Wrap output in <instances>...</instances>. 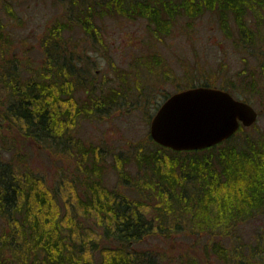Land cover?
Masks as SVG:
<instances>
[{"label":"trees","instance_id":"obj_1","mask_svg":"<svg viewBox=\"0 0 264 264\" xmlns=\"http://www.w3.org/2000/svg\"><path fill=\"white\" fill-rule=\"evenodd\" d=\"M252 1L185 0L183 6L166 0H148L137 5L134 0L118 5V0H106L103 13L121 11L147 18L159 35L166 32V19L175 17L180 8L187 14L207 9L216 13L226 36L231 18L244 48H257L260 44L256 37L261 34L258 28L264 26V16L256 14L258 25L253 32L245 14L250 7L255 10ZM104 15L90 11L82 14L81 25L87 32H94L95 16ZM65 28L64 23H58L49 29L41 66L34 69L28 63L11 60L0 66V264H162L160 254L142 244L152 234L169 236L177 232L180 222L187 223L190 231L218 236L220 241L210 243V248L224 264H264V231L258 248L251 251L245 252L238 245L230 251L223 246V241L235 238L240 224L264 217V131L256 123L250 127L240 125L230 139L194 151H173L146 135L145 142L131 146L129 154H115L113 168L120 181L137 184L133 198L119 189L103 186V151L80 150L83 147L77 140L70 141L83 174L80 187L84 188L81 194H75L77 203L73 210L85 219L66 210V203L58 199L63 195L52 191L39 175L22 166L23 154L15 147L13 137L8 138L9 131L30 139L35 149L59 148L73 118L98 119L124 95L115 88H101L88 70L81 71L90 63L87 57L69 50L62 36ZM2 29L3 58L8 50L4 48ZM93 39L99 41L98 36ZM259 51L258 54L264 53ZM25 65L29 73L22 79L20 66ZM155 68L158 65L149 63L148 69ZM260 69L250 72V92L243 95L242 101L250 103L258 93L264 102V63ZM255 75L259 80L254 79L258 77ZM241 76L246 77H238ZM247 80L240 78L242 85H247ZM230 82L232 87L217 89L237 93L239 88L234 81ZM79 86L84 88L85 96L75 100L72 92ZM194 87L209 86L189 88ZM131 163L136 169L133 176L126 166ZM78 217L85 221L93 218L94 227L78 221Z\"/></svg>","mask_w":264,"mask_h":264},{"label":"rangeland","instance_id":"obj_2","mask_svg":"<svg viewBox=\"0 0 264 264\" xmlns=\"http://www.w3.org/2000/svg\"><path fill=\"white\" fill-rule=\"evenodd\" d=\"M105 1L0 0V27L3 28L1 32L6 39L3 41L4 48L8 50L3 58L0 56V66L8 63L7 60L28 63L34 69L41 66L46 57L45 39L49 29L58 23H64L66 28L62 36L67 40L69 50L74 49L80 57H87L90 63L89 67H81V71L88 70L92 80L101 88H115L121 91L120 94H124L113 108L98 119L73 118L74 123L67 129L69 131L65 133L63 140H60L59 148L54 146L50 149H35L30 139L23 138L15 131L8 132V138L13 137L15 147L23 154L25 164L22 166L39 175L52 191H59L63 196L58 199H63L67 205L64 208L74 212V204L77 203L75 194L78 196L84 188L80 187L83 174L78 166V157L70 147V141L77 140L83 147L80 150L96 148L103 151L101 154L105 156L106 162L104 164L101 161L103 164H100L104 167L101 179L103 186L108 190L119 189L124 195L133 198L137 184L134 181H120L113 168L115 154L121 152L127 155L133 150L131 146L145 142L150 120L164 99L194 85L232 87L230 81H234L239 89H236L237 93L231 92L232 96L244 100L243 95L248 96L250 92V72H260L264 63V53L258 54L259 50L264 51L263 24L258 28L260 36L256 37L260 47L244 48L232 19L229 18V35L226 36L216 13L210 10L187 14L180 8L175 17L166 19V32L158 35L147 18L128 16L121 11L103 13ZM134 1V5L148 2ZM166 1L172 5L183 3L185 6V0ZM253 1L255 10L252 11L250 7L245 14L247 24L255 32L258 25L256 14L264 16V0ZM120 2L125 0H118L117 5ZM88 8L90 14H106L95 16L94 32H87L82 26L81 15L89 13ZM94 36H98L99 41L94 40ZM251 51L254 52L252 56L249 54ZM152 62L158 68L148 69ZM20 68L23 70L21 78L25 79L29 68L26 65ZM240 75L246 77H238ZM240 78L249 79L246 81L247 85H242ZM258 78L259 76L254 79L259 80ZM83 92L84 88L79 86L73 90V98L83 99ZM70 94L71 91L66 95ZM262 101L257 93L249 103L258 112L255 123L260 131H264ZM8 126L13 129L11 124ZM131 164L126 166L133 176L136 169ZM77 216L86 218L79 214ZM81 217L77 220L88 222L94 227L96 220L90 218L85 221ZM188 226L187 223L180 222L177 232L172 231L169 236L152 234L146 237L142 247L160 254L162 264H224L210 248L220 238L210 236L207 232L190 231ZM238 227L237 233L233 235L235 238L223 241V246L231 251L238 245L245 252L258 248L260 234L264 231V217H256ZM92 235L96 237L95 234ZM262 246L261 243L260 247ZM95 257L98 258L97 252Z\"/></svg>","mask_w":264,"mask_h":264},{"label":"water","instance_id":"obj_3","mask_svg":"<svg viewBox=\"0 0 264 264\" xmlns=\"http://www.w3.org/2000/svg\"><path fill=\"white\" fill-rule=\"evenodd\" d=\"M258 112L247 102L217 88L194 87L170 95L149 124L151 140L173 151H194L230 139L250 127Z\"/></svg>","mask_w":264,"mask_h":264},{"label":"flooded vegetation","instance_id":"obj_4","mask_svg":"<svg viewBox=\"0 0 264 264\" xmlns=\"http://www.w3.org/2000/svg\"><path fill=\"white\" fill-rule=\"evenodd\" d=\"M168 97H169V96H168ZM168 97H167V98H168ZM167 98H166V99H167ZM166 99H165V100H166ZM235 99H236V98H235ZM165 100H164V101H165ZM238 100H239V99H238ZM164 101H163V102H164ZM163 102H162V103H163ZM162 103H161V104H162ZM161 104H160V105H161ZM160 105L158 106V108L160 107ZM158 108H157V109H158ZM155 112H156V111H155Z\"/></svg>","mask_w":264,"mask_h":264}]
</instances>
